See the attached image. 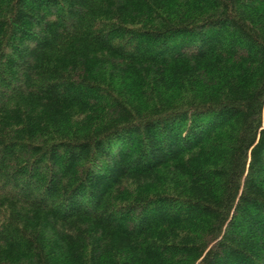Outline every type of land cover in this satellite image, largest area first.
Here are the masks:
<instances>
[{
	"label": "trees",
	"instance_id": "1",
	"mask_svg": "<svg viewBox=\"0 0 264 264\" xmlns=\"http://www.w3.org/2000/svg\"><path fill=\"white\" fill-rule=\"evenodd\" d=\"M0 264H264V0H0Z\"/></svg>",
	"mask_w": 264,
	"mask_h": 264
}]
</instances>
